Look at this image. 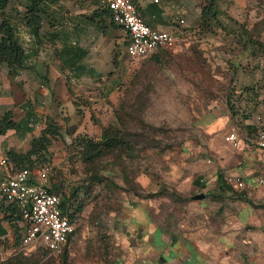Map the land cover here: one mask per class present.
<instances>
[{
    "label": "rangeland",
    "instance_id": "374dc122",
    "mask_svg": "<svg viewBox=\"0 0 264 264\" xmlns=\"http://www.w3.org/2000/svg\"><path fill=\"white\" fill-rule=\"evenodd\" d=\"M178 2L174 19L184 22L178 49L139 59L127 55V39L103 12V0L82 2L98 25L80 40L86 77L72 81L65 69L52 90L27 88L34 98L28 110L60 130L47 155L49 183L70 199L74 232L62 256L38 247L6 254L0 264L125 263L119 240L130 207L150 201L160 211L157 222L176 226L209 179L211 137L244 125L250 115L264 120V0H215L219 14L206 27L200 13L208 0ZM189 10L192 25L184 21ZM107 129L123 145L83 162L78 138L97 139ZM149 194L157 197L145 199Z\"/></svg>",
    "mask_w": 264,
    "mask_h": 264
},
{
    "label": "crops",
    "instance_id": "0c3cea01",
    "mask_svg": "<svg viewBox=\"0 0 264 264\" xmlns=\"http://www.w3.org/2000/svg\"><path fill=\"white\" fill-rule=\"evenodd\" d=\"M79 1L75 5L62 0L46 4L37 37L30 35L21 19L28 0H14L5 10L4 16L18 27V35L26 47V60L24 70L15 78L8 76L4 64L0 65V115L12 111L13 120L19 125L17 130L0 135V154L25 153L31 139L45 127L46 118L40 121L28 110L33 95L27 88L48 92L62 82L65 69L70 70L72 81L86 77V73L78 74L72 68L74 64L80 66V57L86 55L80 40L86 37L87 29H96L98 25L95 19H87L83 11L82 2L88 0ZM135 1L151 28L165 32L177 28L179 20L174 19V12L181 7L178 0ZM185 13L184 21L192 25L191 10ZM180 42L181 38L176 47ZM94 73L90 67L88 75ZM42 78L47 84L39 83ZM35 97L38 99L37 94ZM257 124L250 115L244 125L211 137L206 171L209 179L189 199L187 216L176 226L168 228L157 222L154 217L160 211L153 210L150 201L146 203L143 199V204L130 207L131 216L122 226L119 240L127 248L125 263L121 264H264V187L257 183V178H264V151L252 145ZM230 133L240 140L237 148L225 141ZM226 176L242 178L245 188L236 190L228 186ZM200 195L203 197L197 198ZM20 226L8 204L0 200V261L6 254L21 253ZM116 262L119 264L120 259Z\"/></svg>",
    "mask_w": 264,
    "mask_h": 264
},
{
    "label": "built area",
    "instance_id": "2783aa9c",
    "mask_svg": "<svg viewBox=\"0 0 264 264\" xmlns=\"http://www.w3.org/2000/svg\"><path fill=\"white\" fill-rule=\"evenodd\" d=\"M156 3L157 1L154 0ZM111 22L122 30L127 39L126 53L132 59L145 58L162 50L176 47L180 36L177 28L170 32L151 28L142 16L135 0H104ZM179 37V38H178ZM252 145L264 151V123L256 117ZM225 141L237 148L240 140L236 134L225 136ZM0 200L17 207L21 224V252L30 253L38 247L51 255H58L74 232L68 214L61 208L62 199L50 186V167L29 171L11 170L6 155L0 154ZM225 183L236 190H243L245 183L238 176H226ZM264 187V178H257Z\"/></svg>",
    "mask_w": 264,
    "mask_h": 264
},
{
    "label": "trees",
    "instance_id": "16d2710c",
    "mask_svg": "<svg viewBox=\"0 0 264 264\" xmlns=\"http://www.w3.org/2000/svg\"><path fill=\"white\" fill-rule=\"evenodd\" d=\"M14 0H0V16L2 21L0 23V65L4 64L8 69V76L15 78L19 76L20 72L25 68L26 60V47L23 41L20 40L18 35L17 25L10 20L11 18L5 17L4 12ZM104 1V0H103ZM55 0H28V4L24 7L21 15L23 26L29 31L30 35L37 37L42 28L43 16L45 14L44 6L46 4H53ZM103 12L110 20L107 9L103 6ZM219 14L216 7L215 0H208V4L203 6L200 13V25L206 27L211 20L217 18ZM114 25V24H113ZM78 74L86 73V70L74 64L72 71ZM233 116V115H232ZM19 125L14 122L11 111H6L0 115V135H4L9 130H17ZM59 127L56 123L47 122L44 129L40 132L39 136L31 139L29 148L25 153H17L9 151L6 156L11 165V170L26 169L29 171L38 170L41 168L49 167V159L47 155L52 140L60 135ZM79 145H82L81 158L83 162L91 163L100 159L106 150H110L117 146L123 145V140L116 135L109 132V129L104 130L100 138L93 139L87 135L78 138ZM55 193H58L52 187ZM62 199L61 208L67 212L70 222L73 224L74 213L72 211V203L69 198L60 195ZM157 197L156 194H149L145 198L153 199ZM11 208L15 219L20 221V215L17 207L13 204H8ZM80 211V208L78 209ZM73 233L68 237L67 243L58 255L67 253L68 245ZM21 240V237H19Z\"/></svg>",
    "mask_w": 264,
    "mask_h": 264
},
{
    "label": "water",
    "instance_id": "95a60500",
    "mask_svg": "<svg viewBox=\"0 0 264 264\" xmlns=\"http://www.w3.org/2000/svg\"><path fill=\"white\" fill-rule=\"evenodd\" d=\"M201 197H203V195L197 196V198H201Z\"/></svg>",
    "mask_w": 264,
    "mask_h": 264
}]
</instances>
